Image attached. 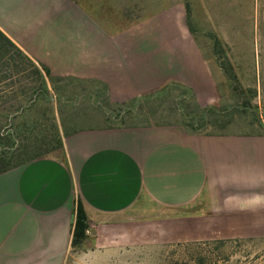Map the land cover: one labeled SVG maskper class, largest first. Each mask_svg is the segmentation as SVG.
Listing matches in <instances>:
<instances>
[{"label":"crops","instance_id":"0c3cea01","mask_svg":"<svg viewBox=\"0 0 264 264\" xmlns=\"http://www.w3.org/2000/svg\"><path fill=\"white\" fill-rule=\"evenodd\" d=\"M51 2L0 0V31L58 85L73 81L76 98L101 89L109 107L124 108L176 84L200 107L217 104L225 75L186 15L113 29L66 15L74 8L63 4L50 22ZM46 80L61 147L0 174V264H144L154 243L264 239L263 131L181 122L76 127L66 113L62 124ZM75 100L62 96L61 110H78ZM79 205L88 227L73 248Z\"/></svg>","mask_w":264,"mask_h":264},{"label":"rangeland","instance_id":"374dc122","mask_svg":"<svg viewBox=\"0 0 264 264\" xmlns=\"http://www.w3.org/2000/svg\"><path fill=\"white\" fill-rule=\"evenodd\" d=\"M51 1L50 22L55 17L56 6L63 4L67 10L70 6L73 7L70 1ZM76 1L81 5L73 3V11H66V15L72 14L73 17V12H76L79 16L80 12L81 20L86 21L84 15H87L88 23L96 22L97 17L100 23L96 22L98 25H108L113 29H120L159 13L171 14L183 22L188 7L190 33L205 56L218 67L219 64L224 67L222 71L225 81L219 85L217 104L211 105L215 110L213 115H203L196 106L188 104L189 114L184 120L177 112L179 106L176 105L180 100H184L183 106L191 103V100L188 95L185 98L178 96L179 91L182 92L179 89L178 93L172 91L156 101H140L141 103H134L126 108L107 107L101 96L98 101L102 108L93 101L83 99L78 110L65 111L70 115L78 113V117L71 122L83 121L87 126H109L121 122L186 124L190 121L194 124V129L203 126L204 130L217 131L225 124L222 128L224 130L232 128L242 132H264V0ZM214 38L220 42L219 47L214 46ZM97 91L101 92V89ZM144 264H264V239H216L160 245L154 243L147 249Z\"/></svg>","mask_w":264,"mask_h":264},{"label":"trees","instance_id":"16d2710c","mask_svg":"<svg viewBox=\"0 0 264 264\" xmlns=\"http://www.w3.org/2000/svg\"><path fill=\"white\" fill-rule=\"evenodd\" d=\"M186 24L190 30V11L186 7ZM192 33V31H190ZM215 40V47H219V41ZM224 70V67L219 64ZM50 81L52 89L57 95L58 113L64 124V110L60 108L61 97H68L70 102L78 104L79 101L86 99L93 101L101 107V99L106 102L104 94L96 92L95 94L83 93L82 96H75V89H69L67 86L72 85L73 81L67 84L58 85L62 79H54L50 71L43 67L37 66L23 51H21L6 35L0 31V174L9 169L24 165L35 159L48 155L61 147L59 128L56 123L55 111L51 105V97L48 90L47 80ZM182 90V92L179 91ZM75 90V92H74ZM172 91L177 92L178 96H190L191 103L183 106L184 100H180L177 112L185 120L188 118L189 111L187 108L194 105L200 113L213 115L215 110L212 106L200 107L195 101L191 92L179 85L171 84L161 90L136 100L129 104L156 101L162 95H167ZM61 93V94H60ZM73 100H72V99ZM81 98V99H80ZM89 98V99H87ZM185 98V97H184ZM183 98V99H184ZM140 102V103H141ZM183 102V103H182ZM182 103V104H181ZM190 105L187 107V105ZM181 106V107H180ZM183 106V107H182ZM128 107V106H126ZM124 107V108H126ZM102 108V107H101ZM106 108V107H103ZM76 111V110H73ZM192 112V111H190ZM75 114V115H74ZM70 121L78 117V113L67 114ZM4 121V122H3ZM81 122V121H80ZM185 127L191 130H204L203 126L194 129V124L181 122ZM73 124V123H71ZM77 127V122L74 123ZM191 126V127H190ZM225 124L220 128L223 131ZM66 129H68L66 127ZM71 129V128H70ZM17 153H15L14 149ZM87 218L81 206H78L77 217L73 232L72 247L77 248L84 241L87 230ZM259 258V257H257ZM255 257V259H257ZM255 259H253L255 261ZM248 263H251L249 261Z\"/></svg>","mask_w":264,"mask_h":264}]
</instances>
